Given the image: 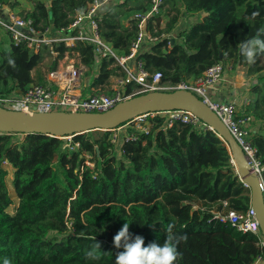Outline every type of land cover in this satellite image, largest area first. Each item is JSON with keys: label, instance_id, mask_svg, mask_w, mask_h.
I'll return each mask as SVG.
<instances>
[{"label": "trees", "instance_id": "16d2710c", "mask_svg": "<svg viewBox=\"0 0 264 264\" xmlns=\"http://www.w3.org/2000/svg\"><path fill=\"white\" fill-rule=\"evenodd\" d=\"M0 1L11 9L20 6L19 0ZM27 1L32 7L17 12L40 30L50 26L53 34L67 29L92 2ZM151 6L152 0H124L108 7L101 12L100 35L119 55L129 54L139 32L138 14ZM201 13L181 23L184 16ZM145 25L151 35L176 36L170 44L167 37L144 42L137 53L144 67L161 72L164 80L196 79L216 63L247 67L245 114L253 116L251 143L264 165V53L248 63L238 50L241 41L264 28V0H161ZM54 50L57 55L47 48L35 53L10 37L8 47L0 46V96H21L32 85L47 83L66 55L86 67L83 96L111 93V78L125 77L114 56L97 58L91 41L57 42ZM135 86L127 83L123 90ZM149 122L148 133L128 128L136 139L118 143L110 131L73 135L72 142L79 143L73 149L65 147V139L46 134L19 139V133H0V264L5 258L12 264H115L123 249L113 238L125 223L145 246L163 244L168 224L174 223L173 232L187 237L178 245L175 264H252L262 252L258 238L215 216L245 211L251 203L250 188L239 177L226 141L210 127L181 120L166 126L160 115ZM4 161L14 170L18 201L12 213ZM95 240L101 244L99 260L85 255Z\"/></svg>", "mask_w": 264, "mask_h": 264}, {"label": "built area", "instance_id": "2783aa9c", "mask_svg": "<svg viewBox=\"0 0 264 264\" xmlns=\"http://www.w3.org/2000/svg\"><path fill=\"white\" fill-rule=\"evenodd\" d=\"M111 1L92 0L85 12H78L75 15L73 22L67 29H62L56 34L52 33L50 26H47L43 30L38 29L31 18L19 14L14 9L3 5L0 1V30L3 27L15 43H25L35 53L43 48H47L52 54L57 55L58 52L54 50V44L57 42H65L66 45L71 46L77 39L88 40L95 44L98 59L114 56L125 72V77L120 76L117 79L116 87L111 88V93L97 92L82 96L81 94H75L72 90L81 87L86 67L82 64L79 66L71 64L63 69L58 68L50 72L47 83L32 85L24 94L17 96L16 99L0 96V104L6 108H14V105H17L19 107L17 109L24 111L50 112L54 110H66L103 112L122 100L148 91H172L176 89L192 91L210 105L227 125L236 141L241 145L245 159L250 164L252 172L259 177L260 187L264 193V165L258 158L256 150L251 143L252 131L254 130L252 125L253 116L245 114L244 106L248 103H245L242 109H239L234 102L216 100L211 96V90L225 79V72L229 66L224 63H216L207 68L202 76L192 80H181L177 83L164 80L161 72H150L144 67L143 61L137 58V53L144 42H154L162 37H167L170 40L168 42L170 44L173 38L176 37L173 33L151 35L143 30L146 20L151 14L159 10L161 0H152L150 10L146 13L138 14L140 18L138 24L139 32L136 39L131 43L129 54L124 56L119 55L102 38L99 31V23L102 20V9ZM73 30H76V32L71 34ZM69 66L74 68V73L69 71ZM59 72H64L68 74L67 77L71 76V78H67L66 82H62L59 79ZM131 82L135 83L136 86L130 92L125 93L123 90L124 85ZM238 112L244 114L239 116ZM155 115L165 117L166 126H172L175 120H181L194 126L208 127L199 117L187 110L148 112L134 117L119 127L108 130L111 132L112 142L118 143L123 140L136 139L135 133L129 132L128 128L141 133H148L151 126L149 117ZM126 124H128L126 132L123 134L118 133L117 130L125 127ZM64 138L69 139L65 147L73 149L79 145V143L72 142V136ZM4 163L8 164L7 161H4ZM215 216L222 221L230 222L236 230L242 233L255 235L258 238L262 252L252 264H259L264 259V235L251 203L250 207L245 211L232 210L227 214L218 213Z\"/></svg>", "mask_w": 264, "mask_h": 264}, {"label": "water", "instance_id": "95a60500", "mask_svg": "<svg viewBox=\"0 0 264 264\" xmlns=\"http://www.w3.org/2000/svg\"><path fill=\"white\" fill-rule=\"evenodd\" d=\"M143 30L146 31V25ZM169 110L192 112L226 141L231 151V161L239 177L250 188V202L264 235V193L260 187L259 177L252 172L241 145L227 125L210 105L192 91L184 89L148 91L122 100L103 112L24 111L6 108L0 104V133H40L64 138L94 130L108 131L140 114ZM259 264H264V259Z\"/></svg>", "mask_w": 264, "mask_h": 264}, {"label": "clouds", "instance_id": "9594fccd", "mask_svg": "<svg viewBox=\"0 0 264 264\" xmlns=\"http://www.w3.org/2000/svg\"><path fill=\"white\" fill-rule=\"evenodd\" d=\"M253 15H257L254 13ZM264 28L257 31L255 36L247 38L238 44L241 56L248 62L254 63L258 54L264 53ZM12 63V61H10ZM129 223L123 224L122 228L114 236V245L117 249L122 248L116 255L115 264H175L180 256L178 245L186 241L187 237L176 235L173 232L174 223H169L166 229L167 237L163 244L156 242L145 246V240L140 235L129 232ZM101 244L95 240L90 250L85 255L88 259L99 260L97 254ZM3 264H12L11 260L5 258Z\"/></svg>", "mask_w": 264, "mask_h": 264}, {"label": "rangeland", "instance_id": "374dc122", "mask_svg": "<svg viewBox=\"0 0 264 264\" xmlns=\"http://www.w3.org/2000/svg\"><path fill=\"white\" fill-rule=\"evenodd\" d=\"M19 1H20V6L14 8V11H16V12L17 11H21L23 8H26L25 5H31L32 4L30 1H27V0H19ZM44 1H48L49 2L50 0H44ZM1 36H2L3 41H1V39H0V46L1 47H8L10 35L4 30L3 27H1ZM117 52L121 53L120 51H117ZM71 64H73L74 66H79L80 65L79 61L76 58H72V57L66 55V56H64V58H62L59 61V69H63V68H65V67H67L68 65H71ZM228 66L229 67L227 68V70L225 72V76L226 75H229V76L230 75H232V76L234 75V78H236V76L238 74H242L245 77L244 82L242 84L239 83L240 85H242L241 86V90L243 89V91L241 92V94L242 93L243 94H242V99H241L240 103H242V105H244L245 103H249V100H250V96H249L250 80L247 77V67L245 65H242V64L236 66L235 69L232 68L230 65H228ZM47 77H49V74L47 75ZM83 78H84V76H83ZM89 80H90L89 78L86 79L87 83H89ZM114 82H115V80L112 81L111 88L116 87L117 84H115L114 87H113ZM97 92L108 93L105 90L97 91ZM97 92H95V93H97ZM12 97L14 99L17 98L16 95H13ZM14 108L17 109L19 107L17 105H14ZM127 127H128V124H126L125 127L121 128L120 130H117V132L123 134V133L126 132V128ZM112 133H114V132H112ZM22 137H24V134H19L18 138L20 139ZM64 139H65L66 142H69V139H67V138H64ZM88 164L93 165V163H91V162H88ZM3 165L6 167V169L9 172V174L7 176V181H8V186H9L10 192H11L12 197L14 199V203L9 207V210L12 213L14 211L15 205H16V203L18 201L17 196H16V194L14 192V189H13V186H12V179H13V171L14 170L9 164L4 163Z\"/></svg>", "mask_w": 264, "mask_h": 264}, {"label": "crops", "instance_id": "0c3cea01", "mask_svg": "<svg viewBox=\"0 0 264 264\" xmlns=\"http://www.w3.org/2000/svg\"><path fill=\"white\" fill-rule=\"evenodd\" d=\"M119 1H124V0H112L111 2L107 3L106 6L103 7L102 11H106L108 7H111L113 6L114 4H116L117 2ZM27 9L31 8L32 7V4L31 5H25ZM202 15L201 14H196L194 16H184V18L181 19V23H188L190 22L191 20H196L197 18H199L200 16ZM0 39L1 41H3L2 39V36H1V30H0ZM119 54V53H118ZM123 56V55H121ZM70 66H69V71H70ZM61 74V76H60ZM59 75V79L62 81V82H66L67 78H71V76L67 77L68 74L64 73V72H59L58 73ZM233 77V78H232ZM119 78V76H113L110 80V86H112V81L115 80L114 84H113V87L115 84H117V79ZM245 80V77L242 75V74H238L236 76V78H234V75H226L225 76V79L223 81H221L213 90H211V96L213 99H216V100H224V101H231V102H234L237 107L239 109H242L243 105L241 102V99H242V94L241 92L243 90H241V86L240 84H242ZM75 83V81H74ZM240 83V84H239ZM82 86L80 88H77V89H73L72 91L75 93V94H81L83 96V92H82ZM89 94V93H88ZM87 94V95H88Z\"/></svg>", "mask_w": 264, "mask_h": 264}, {"label": "bare ground", "instance_id": "6f19581e", "mask_svg": "<svg viewBox=\"0 0 264 264\" xmlns=\"http://www.w3.org/2000/svg\"><path fill=\"white\" fill-rule=\"evenodd\" d=\"M70 68H71L70 71H71L72 73H74V71H73L74 68H72L71 66H70ZM60 76H61V74H60ZM61 80H62V79H61Z\"/></svg>", "mask_w": 264, "mask_h": 264}]
</instances>
